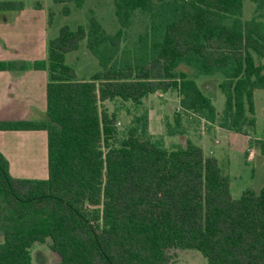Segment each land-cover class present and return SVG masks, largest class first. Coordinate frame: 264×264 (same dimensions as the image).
I'll list each match as a JSON object with an SVG mask.
<instances>
[{
  "label": "trees",
  "instance_id": "obj_1",
  "mask_svg": "<svg viewBox=\"0 0 264 264\" xmlns=\"http://www.w3.org/2000/svg\"><path fill=\"white\" fill-rule=\"evenodd\" d=\"M54 1L69 15V2L86 0ZM250 1L255 15L244 19L246 0H114L115 33L96 18L88 27L65 24L46 59L0 60V71L33 68L49 77L45 119L0 120V131H45L48 157L46 179L14 177L0 150V264H35L32 248L48 238L56 264H172L177 248L200 251L207 264H264V184L234 197L216 156L192 140L168 148L150 133L145 104L176 91V126L195 115L255 133L264 0ZM23 8L0 2V10ZM137 12L149 23L128 46L125 30ZM84 39L100 70L80 79L66 55ZM214 75L222 112L197 80ZM124 113L131 119L121 129Z\"/></svg>",
  "mask_w": 264,
  "mask_h": 264
},
{
  "label": "rangeland",
  "instance_id": "obj_2",
  "mask_svg": "<svg viewBox=\"0 0 264 264\" xmlns=\"http://www.w3.org/2000/svg\"><path fill=\"white\" fill-rule=\"evenodd\" d=\"M1 1H18L22 2L24 8L21 12H24V25H20L19 29L14 32L16 35L22 36L23 47V61L32 62L31 57L35 56L40 59L47 57L42 55V20L43 16L48 17L47 35L48 39H52L57 36L60 28L68 24L72 28H76L79 25L89 26L91 18H96L106 31L115 33L120 24L115 14L114 0H86L82 7L76 6L73 2H69L68 5L71 8L69 15L62 13L63 4L55 3L54 0H0ZM256 5L246 0L244 5V19H250L255 15ZM13 11V10H10ZM20 12V11H19ZM50 13H53L50 21ZM14 14V13H13ZM32 19V21H31ZM37 19L39 22L32 27L29 22H34ZM35 23V22H34ZM149 23V19L146 15L137 12L133 19L132 25L125 30V44L133 46L138 34L143 31ZM19 36V37H21ZM9 39H13L9 37ZM27 43V44H25ZM24 44V45H23ZM39 45V48H38ZM26 48H30L32 51L27 52ZM39 49V50H38ZM38 51V52H37ZM66 61L71 64L77 73L78 78H90L93 74L100 70V64L96 56L88 49L87 40L81 41L80 47L66 55ZM189 71L190 75H194L192 69L184 68ZM221 81L220 75L214 76H201L199 78L200 86L205 92L214 97V103L219 112H222L225 107V95L219 87ZM177 106L169 107L170 119H173V123H168L165 120L161 124V133L154 134L155 137L163 138L165 146L172 148L174 145H186L188 140H192L198 145L204 148L207 154L216 156L219 159L220 165L224 172L228 173L232 179V193L233 196L238 198L241 196L243 190L248 187L260 189L264 182L263 173H259L260 161L257 157L261 153V142L257 140V137L264 138V89H256L255 91V104H256V118H257V130L255 133L236 132L232 130H226L217 128L219 126L215 123H210L204 118H198L197 116H183L180 126H176L174 120V112H181L182 108L180 101L177 102L178 93L173 92ZM150 97H155L150 95ZM171 100V99H170ZM155 103L158 102L156 98ZM169 102V101H168ZM174 102V101H173ZM148 100L145 102L146 106L155 104ZM105 105L111 110L114 109V102H106ZM149 108V107H148ZM131 117L126 116L125 113L121 117V123L118 125L121 129L125 126ZM221 127V126H219ZM172 128L173 134H169L168 130ZM32 150L37 152L30 155L25 153L21 156V160H13L11 174L13 176L28 177L35 179H46L48 177V157L45 153V145L43 142L38 141L32 144ZM264 164V159H262ZM252 169L256 174L252 176ZM0 208L2 204L0 202ZM3 235L0 232V239ZM51 239L48 238L44 243L36 242L32 248V255L35 264H56L60 261L58 253L53 251L50 247ZM170 253L173 257L172 264H207V258L196 249H171Z\"/></svg>",
  "mask_w": 264,
  "mask_h": 264
},
{
  "label": "crops",
  "instance_id": "obj_3",
  "mask_svg": "<svg viewBox=\"0 0 264 264\" xmlns=\"http://www.w3.org/2000/svg\"><path fill=\"white\" fill-rule=\"evenodd\" d=\"M24 15V12H21V10H0V60L23 61V47L21 48L20 46L22 43H24L22 42L23 38L21 35H19L21 37L16 35L14 31L19 29L20 25H24V21H22L24 19ZM34 22H29L27 24H30L32 27L33 25H37L39 23L37 19ZM41 23L43 29L41 32L42 38L40 37V44L42 46V55L45 57V44L49 41L46 29L48 25V17L43 16ZM9 37L13 39L11 40ZM26 50L27 52L32 51L30 48H26ZM46 58L47 57H45V59ZM37 59L40 58L35 56L31 57L32 62ZM48 80L49 77L46 70H37L31 68L27 70L0 71V120L45 119L46 87ZM197 80L199 81V78ZM173 92L176 91H169L166 93L157 92L152 94L155 97L152 98L149 96L145 100V102L150 100L151 102L155 103L154 100L158 98L157 103L148 106L150 116V133L153 135L157 132L161 133L159 130L161 129L160 123L162 121L165 120L168 123H173V119L171 120L169 117V109L174 107L173 103H176L175 98H173L174 96H172L174 94ZM176 99L177 102L180 101L179 95ZM175 105L177 106V103ZM175 113L176 110L174 114ZM216 127L225 129L219 126ZM257 140L261 142V153L256 157V159L258 158L260 161L258 171L264 175V164L262 163V159H264V138L257 137ZM38 141L44 143L46 149L45 153L47 154V133L45 131H0V150L10 162V172L13 171V160H21V156H23L25 153H29L31 155L32 152H34L37 154L38 151L35 149L34 151L32 150V144L37 143ZM255 174V170L252 169V176L254 177ZM263 184L264 182L262 185Z\"/></svg>",
  "mask_w": 264,
  "mask_h": 264
}]
</instances>
